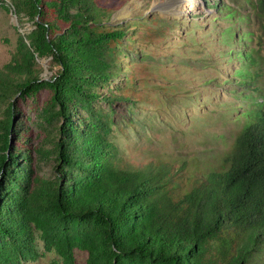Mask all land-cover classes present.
<instances>
[{
	"label": "trees",
	"instance_id": "obj_1",
	"mask_svg": "<svg viewBox=\"0 0 264 264\" xmlns=\"http://www.w3.org/2000/svg\"><path fill=\"white\" fill-rule=\"evenodd\" d=\"M11 1L31 27L0 68V100L7 102L0 119V264L36 258L35 232L62 264H77L74 250L86 253L84 264H264V106L240 112L239 133L214 160L131 168L101 136L68 118L75 96L93 98L84 88L113 75L112 54L125 29L103 19L119 2ZM249 1L264 16V0ZM217 6L229 21L219 52L240 64L232 81L249 82L258 72H250L254 53L242 48L247 34L235 9ZM48 60L56 69L33 67ZM40 90L49 94V112L65 118L51 150L36 148L40 157L53 154L48 175L18 150L11 101Z\"/></svg>",
	"mask_w": 264,
	"mask_h": 264
},
{
	"label": "rangeland",
	"instance_id": "obj_2",
	"mask_svg": "<svg viewBox=\"0 0 264 264\" xmlns=\"http://www.w3.org/2000/svg\"><path fill=\"white\" fill-rule=\"evenodd\" d=\"M105 1L119 3L102 18L104 23L125 29L112 54L113 75L84 88L95 93L93 98L75 96L68 118L78 130L101 136L114 159L131 168L182 162L196 166L227 151L243 124L240 112L264 106V16L249 0ZM223 4L236 10L248 37L242 48L252 50L257 60L249 69L258 76L249 82L232 81L240 64L219 52L226 49L220 48L221 34L229 32L225 13L217 10ZM30 27L11 0H0V68L10 63ZM33 67L56 69L50 60L36 61ZM11 101L17 109L18 150H27L24 161L35 172L50 174L53 154L40 157L36 148L51 150L64 116L49 112L46 90L35 96L15 94ZM6 107L0 100V119ZM35 251L36 258L22 264H62L37 232ZM74 255L77 264H84L85 252L74 250Z\"/></svg>",
	"mask_w": 264,
	"mask_h": 264
}]
</instances>
